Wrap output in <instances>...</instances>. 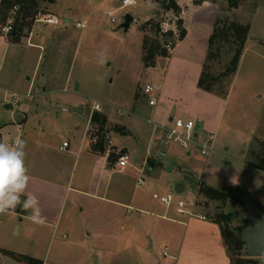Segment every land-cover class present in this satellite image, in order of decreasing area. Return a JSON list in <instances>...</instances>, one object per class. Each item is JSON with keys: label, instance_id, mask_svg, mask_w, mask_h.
<instances>
[{"label": "rangeland", "instance_id": "rangeland-1", "mask_svg": "<svg viewBox=\"0 0 264 264\" xmlns=\"http://www.w3.org/2000/svg\"><path fill=\"white\" fill-rule=\"evenodd\" d=\"M162 1L133 0L121 7L122 0H35V8H22L16 0H0V33L10 25L8 32H17L21 40L10 42L0 55V87L5 90L0 92V111L8 95L16 93L20 97L16 103L27 113L28 124L40 120L46 130H52L54 124L61 129L58 130L63 136L54 137L58 143L63 138L80 137L86 127L91 130L89 119L94 112L106 116L107 132L115 129L113 125L124 127L126 133L110 131L105 137L106 148H114L113 152L118 153L126 147L130 157L127 166L118 171L119 167L114 165L107 177V198H119L132 206L119 208L117 218L125 217L127 211L136 215V209L163 212L165 205L152 196L156 193L171 196L169 216L176 214L175 201L182 199L195 201V210L210 220L216 213H231L229 226L243 227L247 221L245 208L230 195L246 191L264 210V170L258 168L264 143V0H244L235 9H229L223 0L214 2L220 8L218 15L217 11L212 15L214 23L218 17L234 20L247 24L249 32L234 74L226 71L233 56L229 42L219 44L220 54L209 64L210 72L218 79L214 91L228 92L219 125L209 143L212 150L206 154L201 153L200 145L191 144L184 149L167 141L163 133L155 132L151 137L154 128L147 122L151 119L148 96L141 88L147 83L158 85L159 68L147 70L143 39L146 36L150 48L169 54L178 40L181 24L182 6L175 14L167 6L169 0L164 5ZM182 5L187 13L192 11L193 4L187 0ZM196 9L193 20L197 30L203 32L207 28L210 36L213 26L208 25L207 14L211 7ZM126 13L134 19L124 29L121 24ZM111 17L115 20L111 21ZM47 18H54L55 23H46ZM184 20L187 25L190 17L184 16ZM78 21H84L85 27H76ZM30 41L42 47L30 46ZM169 42L170 50L166 47ZM216 47L217 44L213 50ZM157 57L166 56L157 55L154 61ZM162 64L160 59L157 65ZM95 103L100 106L99 112L93 108ZM74 106L81 107V111H69ZM69 117L77 122L71 137L64 133L70 122L75 123ZM200 126L197 123L195 128L199 131L198 144L207 138ZM119 131L124 132L122 128ZM161 149L166 150L165 154ZM149 166H153L152 170ZM139 177L144 180L142 185L137 184ZM203 187H212L227 196L209 198L200 191ZM80 207L77 204L75 208ZM95 207L90 211H96ZM87 212L85 204L75 229L43 231H36L34 223L21 221L11 210L0 213V264H26L7 251L39 259L44 264L165 261L164 243L159 238L150 242V227L140 230L134 247H125L121 238L126 236V223L120 230L114 215L95 219ZM120 235V241L115 243L114 238ZM150 253L152 258L148 262L146 255ZM241 254L250 257L245 255V247ZM251 258L264 264V256Z\"/></svg>", "mask_w": 264, "mask_h": 264}, {"label": "crops", "instance_id": "crops-1", "mask_svg": "<svg viewBox=\"0 0 264 264\" xmlns=\"http://www.w3.org/2000/svg\"><path fill=\"white\" fill-rule=\"evenodd\" d=\"M182 2L183 0H179L178 5L182 6L179 18L182 28L185 29L184 37L175 42L168 57H157L154 65L147 67L148 71L159 68L158 85L155 86L154 95L156 102L154 105L148 104L151 119L147 122L153 125L154 130L151 131L153 138L155 132L163 133L160 129L161 125L169 126L172 119L178 118L199 120L203 133L214 135L226 97L206 92L197 86L208 49L209 35L207 28L203 32L197 30L193 20L194 13L198 11L196 9L198 7H211L210 13L207 14L208 20L210 19L208 25L214 26L215 19L212 15H216V11L218 15L220 8L208 0L196 5L191 0H187L193 4L192 11L187 13ZM187 15L190 20L186 25L184 16ZM0 39V55L10 46V42L21 41H12L3 33H0ZM28 44L42 47L41 44L31 41ZM160 59L163 60V64L158 66ZM2 91L5 92L0 87V92ZM69 118L75 121L73 117ZM27 119V113L16 101L5 103L3 110L0 111V142L13 144L18 136L25 141V165L30 179L21 200L27 199L28 195L35 196L44 222L42 224L33 222L30 219L32 210H25L22 205H17L11 211L19 215L21 221L34 223L36 231L72 230L77 227L78 218L80 213L84 212L86 204L87 213L92 214L95 219H105L107 215H114L115 223L120 225V230L126 223L124 229L126 236L121 238L125 247H134V239L139 238L140 230L150 227V242L153 243L159 238L164 243L162 255L165 261L158 264H230L219 225L208 218L201 220L187 214H178L177 211L173 216H169V208L165 204L163 212L136 209L138 211L136 215H131L127 211L125 217L117 218L115 215L119 212V208L127 206L129 209L132 206L123 203L119 198H107V177H110L117 157L109 159V153L99 154L91 150L92 139L88 136L90 128L86 127L80 137H72L68 140L63 138L62 142L58 143L54 141V137L63 134L56 124L53 125L52 130H46L40 120L35 124H28ZM106 122L109 126L108 120ZM89 124L91 125L90 119ZM154 124L158 127L155 128ZM112 127L115 129L110 131L126 133L124 127L119 125ZM119 128L124 132L119 131ZM76 130L77 122H70L65 127L64 133L71 137ZM109 132L105 133V137ZM196 133L199 136V131L196 130ZM64 141L68 143L66 147H62ZM122 149L127 151L126 147ZM121 150L118 153H121ZM160 152L165 154L166 150L161 149ZM187 154L189 155L190 152ZM152 167L149 166L150 170ZM77 204L81 206L78 210L75 208ZM93 205L96 206V211H90ZM107 209H110L109 212ZM116 237L114 242L118 243L121 235ZM151 258V253L146 255L148 262Z\"/></svg>", "mask_w": 264, "mask_h": 264}, {"label": "trees", "instance_id": "trees-1", "mask_svg": "<svg viewBox=\"0 0 264 264\" xmlns=\"http://www.w3.org/2000/svg\"><path fill=\"white\" fill-rule=\"evenodd\" d=\"M53 1V0H51ZM179 0H169V4L167 6L174 11L175 14L179 13L180 7L178 5ZM194 4H201L203 1L206 0H192ZM212 2H217L218 0H210ZM229 9H235L238 8V6L244 1V0H223ZM7 1H3V3H6ZM9 2V1H8ZM16 2L21 4L22 8L28 7V8H35L36 2L35 0H16ZM179 23H181V20H179ZM142 31L145 29L141 27ZM157 30L160 31L159 25H157ZM249 32V26L247 24H242L237 21H228L227 19H221L217 18L212 33L210 34L208 38V49L206 53V57L204 59V62L202 63V70L199 75L197 86L198 88L214 93L217 95H220L222 97H225L227 95V91L224 93H217L213 89L214 83L218 80L217 76L212 75L210 72V62L214 61L220 54V46L219 44L221 42H229L230 44V50L233 51V56L230 61V64L227 66V72L229 74H234L239 59L241 57L246 38L248 36ZM172 34V32H169ZM185 35V29L181 28L178 29V40H181ZM7 36L10 40L16 41L19 40V35L17 32L9 31L7 33ZM175 44V43H174ZM172 45V47L174 46ZM217 44V47L214 48L213 46ZM157 55L166 56L168 57V53L164 50H158L153 48H150L147 45V38L144 36L143 39V59L146 64V67H150L154 65V58ZM91 125L93 126L91 130H89L90 139L95 137V141L90 142L91 150L99 153L104 154L106 151L105 147V133L107 130L104 128L106 123V117L104 115L98 114L97 112H94L91 114L90 117ZM261 159L260 163L258 164V168L261 170H264V143L261 144ZM120 153H109L108 158L114 159L115 157H118ZM200 191L205 194V196L209 198H225L227 195L221 191H218L212 187H203L200 188ZM232 218V214H226V213H216V215L212 218V221L217 223L219 225V228L221 230V233L224 238V242L226 244V251L228 253V256L230 257V264H251L256 263L258 264L259 261L256 259H252L251 257H245L242 256L241 250L243 249L244 243L239 238V232H236V229L238 231L241 230L242 227L238 228H231L229 226V221ZM7 253L12 254L15 256V258L22 260L26 264H43V262L39 259L25 256L21 254H16L7 251ZM245 255L247 256V253L245 251ZM234 258V259H233Z\"/></svg>", "mask_w": 264, "mask_h": 264}, {"label": "built area", "instance_id": "built-area-1", "mask_svg": "<svg viewBox=\"0 0 264 264\" xmlns=\"http://www.w3.org/2000/svg\"><path fill=\"white\" fill-rule=\"evenodd\" d=\"M131 3H133V0H122L121 7L129 5ZM114 20L115 19L111 17V21H114ZM45 22L49 24H53L55 23V20L54 18H47L45 19ZM75 25L78 28H84L86 23L84 21H78L76 22ZM9 28H10V25L4 27L3 34L7 35ZM166 47L167 49L170 50L171 42H169L168 45H166ZM141 91L147 94L148 104L154 105L156 102L154 95H153V92L156 91L155 86L147 83L145 87L141 88ZM27 96L30 97V95H27ZM17 100H19V95H17L16 93H10L8 95V100H6V102L12 103ZM93 108L98 111L100 109V106L99 104L95 103ZM119 113L121 114L122 112L119 111ZM197 123H199V120L178 118V119H172L170 121L169 126L161 125L160 129L163 130L164 137L167 141L178 143L184 149L189 148L191 144L200 145L202 149L201 153L206 154L207 152L212 150V145L209 143L213 141L214 135L212 133L208 134L205 141L202 144L201 143L198 144L197 139L199 136L196 133V129H195ZM154 127L156 128L158 126L154 124ZM89 138H91L90 135H89ZM92 140L95 141L96 140L95 137L92 138ZM67 144L68 143L64 141L62 144V147H66ZM112 152H113V148L111 147L107 148V153H112ZM129 159L130 157L127 154V152L120 153V155L116 159L115 165H117L119 167V170L121 171L125 166L129 164ZM143 183H144L143 178L139 177L137 180V184L142 185ZM199 185H201L200 182H199ZM152 196L153 198L159 199V201L165 204L166 206H170V204L173 202L169 194L158 196L156 193H154ZM175 206H176V211L180 214H187L190 217H196L201 220L206 219V216L203 213L197 212L195 210V201L186 202L182 199H178L177 201H175Z\"/></svg>", "mask_w": 264, "mask_h": 264}, {"label": "clouds", "instance_id": "clouds-1", "mask_svg": "<svg viewBox=\"0 0 264 264\" xmlns=\"http://www.w3.org/2000/svg\"><path fill=\"white\" fill-rule=\"evenodd\" d=\"M103 62V61H101ZM25 141L19 136L13 144L0 142V213L14 210L22 205L25 210L31 209L30 219L42 224L38 200L33 195L21 200L29 183L28 169L25 165Z\"/></svg>", "mask_w": 264, "mask_h": 264}, {"label": "water", "instance_id": "water-1", "mask_svg": "<svg viewBox=\"0 0 264 264\" xmlns=\"http://www.w3.org/2000/svg\"><path fill=\"white\" fill-rule=\"evenodd\" d=\"M166 0L162 1V5ZM132 15L126 13L121 27L127 29L131 21ZM178 28H182V24H178ZM71 111L80 112L81 107L74 106ZM126 149H122L121 153ZM240 200L247 213V221L239 232V238L244 243L245 251L248 256H264V210H262L257 203L246 192H240L230 195ZM238 232V231H236Z\"/></svg>", "mask_w": 264, "mask_h": 264}]
</instances>
